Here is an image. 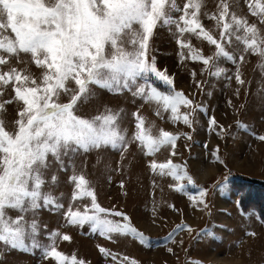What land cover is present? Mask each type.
Instances as JSON below:
<instances>
[{
    "label": "snow or ice",
    "instance_id": "snow-or-ice-1",
    "mask_svg": "<svg viewBox=\"0 0 264 264\" xmlns=\"http://www.w3.org/2000/svg\"><path fill=\"white\" fill-rule=\"evenodd\" d=\"M240 3L218 0L216 10L209 12L206 0H0V247L26 252L40 249L42 258H52L55 264H89L75 252L58 249L57 238L69 241L72 237L59 228L49 231L46 224L41 225L38 214L45 208L62 211L67 224H87L91 232L108 240L114 235L131 236L141 245L152 244V238L125 211L101 205L92 182L73 163L81 152L112 150L122 162L133 143L145 155L168 148L167 159L148 161L150 171L174 178L176 183L170 187L180 192L185 191V181L194 185L198 192L190 194L192 206L208 209L209 189L196 184L187 161L172 159L178 154V137L191 139L190 133L158 127L142 114L143 103L131 112V134L122 124L128 116L123 106L105 103L92 113L83 111V106L99 101L103 91L128 93L134 103L139 99L154 105L156 116L166 112L172 122L193 127L197 111L207 108L176 87L174 73L158 67L156 56L150 55V40L158 27H166L180 46L181 60L202 62L200 71L212 77L225 75L228 69L221 65L230 61L237 84L243 86L246 81L240 65L247 55L256 54L264 68V28L259 26L264 25V0H244L247 12L256 18L252 22L235 10ZM205 18L214 21L212 28L205 26ZM193 36L207 41L215 51L205 55L193 45ZM33 66L38 71L33 72ZM191 74L195 78L196 70ZM239 92L237 88V96ZM7 106H13L11 116ZM237 124L249 127L240 121ZM208 127L224 131L215 115L209 118ZM258 139L264 142V133ZM219 152L217 145L213 162L227 167ZM69 166L73 187L65 210L60 203L65 194L54 195L51 188L59 183L58 173L67 172ZM228 178H219L213 188L226 192ZM152 183L155 186V180ZM120 184L123 187L124 181ZM169 207L175 209L174 204ZM42 227L48 243L38 239ZM185 229L191 233L193 226L181 221L164 239L182 245L183 240L177 242L175 237ZM196 231V239L205 237L206 229ZM97 247L106 264H141L103 245ZM167 251L175 254L172 247Z\"/></svg>",
    "mask_w": 264,
    "mask_h": 264
},
{
    "label": "rangeland",
    "instance_id": "rangeland-1",
    "mask_svg": "<svg viewBox=\"0 0 264 264\" xmlns=\"http://www.w3.org/2000/svg\"><path fill=\"white\" fill-rule=\"evenodd\" d=\"M217 3L218 0H206V9L209 12L215 11ZM235 10L238 14L248 15L250 22L256 20L247 12L244 0H241L240 6ZM203 22L208 28H212L214 24V21L207 18ZM259 26L264 28V25ZM214 34L218 35V31L214 30ZM191 40L205 55H211L215 51L214 46L209 45L207 41L194 36ZM150 46V55L156 56L158 67L166 68L169 74H175L176 87L183 89L185 94L197 103L206 106V112L197 111V122L193 127L184 125L182 121L172 122L166 112H163L161 117L156 116L154 105L139 99L134 103L128 93L115 95L103 91L99 101L93 100L85 104L83 111L92 113L97 106L102 107L105 103L114 108L123 106L127 109L128 116L122 124L128 127L131 134L134 128L131 112L143 103L140 109L142 114L149 121H155L158 127L173 132L190 133L191 139L184 135L178 137V154L172 156V159L177 162L187 161L188 170L196 184L209 189L206 197L208 209L192 206L190 194L198 192L194 185L185 181V191L180 192L170 187L176 183L174 178L150 171L148 161L167 159L170 155L168 148H162L154 155H145L137 144L133 143L122 162L118 152L104 150L81 152L76 155L73 163L76 170L83 171L92 182L101 205H115L125 211L131 217L132 223L152 238L150 246L141 245L131 236L114 235L112 240H108L98 232H91L87 224L83 227L69 225L60 210L42 209L38 214L41 225L46 224L49 231L59 228L61 232H67L72 239L64 241L57 238L58 249L67 254L75 252L89 264H106V258L99 252L97 245L134 257L141 264H264V221L255 210H243L240 204L242 196L234 189V184L240 179L255 188L264 187V142L258 139V135L264 133V68L258 63L259 57L249 54L241 63V73L246 83L240 86L235 80V66L230 61L221 65L228 69L225 75L212 77L208 72L200 71L204 67L202 62L181 60L180 46L166 27H158L155 30ZM185 53L187 54V50ZM193 69L196 70L195 78L191 74ZM32 71L38 70L33 66ZM197 80L202 83L197 85ZM157 86L163 90L162 82L157 81ZM237 88L240 89L238 96ZM229 100L232 101L231 105ZM12 112L13 106H7L9 116ZM212 115L216 116L219 124L224 125L223 133L208 127ZM237 121L249 127L241 128ZM253 132L257 135L253 136ZM217 145L227 167L213 162L212 152ZM71 174V166L67 172L60 171L58 185L51 188L54 195L59 196L61 192L65 194L60 201L65 210L73 187L68 180ZM226 175L229 177L227 191L221 192L213 188V183ZM121 180L124 181L123 187ZM153 180L156 182L155 186ZM261 196H264V191ZM171 204L175 205V209L169 207ZM154 207L156 215H153ZM181 221L191 224L193 231L189 233L185 229L176 234L175 240H183L182 245L166 242L164 238ZM198 229H206L204 238H195ZM43 231L42 227L38 239L48 243ZM250 232L257 235L250 236ZM168 247H172L175 254L169 253ZM0 252V264H55L52 258L43 259L40 249L26 252L4 250L0 247Z\"/></svg>",
    "mask_w": 264,
    "mask_h": 264
},
{
    "label": "trees",
    "instance_id": "trees-1",
    "mask_svg": "<svg viewBox=\"0 0 264 264\" xmlns=\"http://www.w3.org/2000/svg\"><path fill=\"white\" fill-rule=\"evenodd\" d=\"M234 189L241 194L240 204L244 211L255 210L260 219L264 221V196L261 193L264 191V187L255 188L240 179L239 182L234 184Z\"/></svg>",
    "mask_w": 264,
    "mask_h": 264
}]
</instances>
